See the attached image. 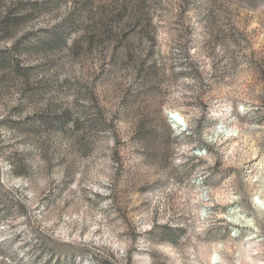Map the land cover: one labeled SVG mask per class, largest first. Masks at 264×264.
<instances>
[{
	"label": "rangeland",
	"instance_id": "obj_1",
	"mask_svg": "<svg viewBox=\"0 0 264 264\" xmlns=\"http://www.w3.org/2000/svg\"><path fill=\"white\" fill-rule=\"evenodd\" d=\"M0 264H264V0H0Z\"/></svg>",
	"mask_w": 264,
	"mask_h": 264
},
{
	"label": "built area",
	"instance_id": "obj_2",
	"mask_svg": "<svg viewBox=\"0 0 264 264\" xmlns=\"http://www.w3.org/2000/svg\"><path fill=\"white\" fill-rule=\"evenodd\" d=\"M169 118L170 121L175 123L178 127H187V119L184 115H182L179 111L170 110L169 111ZM203 152H205V149H202Z\"/></svg>",
	"mask_w": 264,
	"mask_h": 264
}]
</instances>
